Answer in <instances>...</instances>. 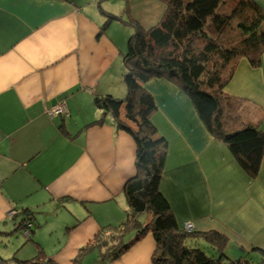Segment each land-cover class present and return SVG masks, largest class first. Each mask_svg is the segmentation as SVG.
I'll return each mask as SVG.
<instances>
[{
  "label": "crops",
  "instance_id": "obj_1",
  "mask_svg": "<svg viewBox=\"0 0 264 264\" xmlns=\"http://www.w3.org/2000/svg\"><path fill=\"white\" fill-rule=\"evenodd\" d=\"M253 1L264 8V0ZM165 11L162 0H0L2 257L36 256L44 247L42 217L50 214L70 227L53 256L58 264H73L103 226L125 221L124 187L137 171V146L95 98L126 96L131 21L148 30ZM114 15L120 18L102 31ZM146 87L158 106L157 133L169 144L160 190L179 226L191 221L198 233L225 236L228 263L264 264V158L253 177L207 129L180 86L153 79ZM226 92L241 102L234 108L239 119L264 129V55L257 68L241 60ZM63 103L69 117L49 116ZM115 110L127 118L122 104ZM28 209L37 217L30 241L16 226ZM156 247L148 233L118 259L97 252L84 264H154Z\"/></svg>",
  "mask_w": 264,
  "mask_h": 264
},
{
  "label": "trees",
  "instance_id": "obj_2",
  "mask_svg": "<svg viewBox=\"0 0 264 264\" xmlns=\"http://www.w3.org/2000/svg\"><path fill=\"white\" fill-rule=\"evenodd\" d=\"M162 1L166 11L155 27L147 30L140 22L131 21L135 30L124 55L126 96L95 98V106L110 113L119 129L129 133L137 146V171L124 187L126 219L121 224L103 226L79 248L73 264H82L94 250L102 257L118 259L148 233L156 239L154 264H240L226 261L227 239L222 234L180 227L161 193L169 144L165 136L157 133L153 117L158 106L146 85L153 79H165L180 86L207 129L225 142L255 177L264 158V129L237 117L234 108L241 102L230 96L226 88L241 60L254 68L261 66L264 8L253 0ZM119 18L109 17L102 31L106 32L111 22ZM117 104H122L127 118L117 114ZM64 129L62 125L61 130ZM25 213V218L16 224L17 229L24 227L32 233L36 214L29 209ZM143 216L149 217L148 222L143 221ZM204 241L211 244V255L200 248ZM39 247L36 256L29 260L6 259L0 254V264H58Z\"/></svg>",
  "mask_w": 264,
  "mask_h": 264
},
{
  "label": "rangeland",
  "instance_id": "obj_3",
  "mask_svg": "<svg viewBox=\"0 0 264 264\" xmlns=\"http://www.w3.org/2000/svg\"><path fill=\"white\" fill-rule=\"evenodd\" d=\"M147 88V87H146ZM148 90V89H147ZM50 116V115H49ZM52 117V116H51ZM46 213V212H45ZM13 215V214H12ZM146 216H144L145 218ZM43 221H41V229L43 230L40 234V237L42 239V245H44V249L46 250V253L49 257L53 258L54 255H57V253L65 246L66 242H67V238L64 237V235L66 234L64 231L66 228L70 229V227L67 226V224H65V219L62 216H57L56 215H51L48 217V219L45 221V216L42 217ZM50 220V221H49ZM51 222V227H48L47 225L50 224ZM36 228V227H35ZM53 229V230H52ZM27 228H21L20 231H26ZM51 231H53V233L51 234ZM33 232L27 234V235H23L25 237L26 241H30L31 237H32ZM52 236L53 240L55 239L56 244L54 243H50L52 240L50 239L48 242V238ZM58 237H61V239L59 240ZM46 239V240H45ZM205 247V248H204ZM200 248H203L207 251V253L209 255H211L213 252L211 251L212 248L209 246L207 247L206 245L204 246H200ZM87 251V248H86ZM97 250H94L92 252H90L85 259H83L82 264L88 262V260H92L94 258L95 255L93 254H98ZM34 255V254H33ZM77 256V255H76ZM90 258V259H89ZM12 259H14V257H12ZM55 260V259H54ZM94 262H92L91 264H93ZM12 264V263H11Z\"/></svg>",
  "mask_w": 264,
  "mask_h": 264
},
{
  "label": "built area",
  "instance_id": "obj_4",
  "mask_svg": "<svg viewBox=\"0 0 264 264\" xmlns=\"http://www.w3.org/2000/svg\"><path fill=\"white\" fill-rule=\"evenodd\" d=\"M48 114L50 116H64V117H69V111L67 109V106L63 103L59 106H55L53 107V109H50L48 110ZM29 227H30V224H29ZM184 228L187 230V231H195L196 230V225L191 222V221H187L184 223ZM30 231L27 229L26 231H22V234L23 235H27L29 234ZM28 237V235H27Z\"/></svg>",
  "mask_w": 264,
  "mask_h": 264
}]
</instances>
